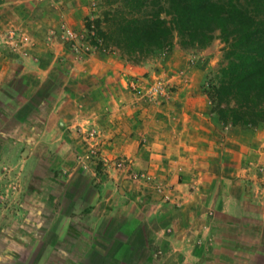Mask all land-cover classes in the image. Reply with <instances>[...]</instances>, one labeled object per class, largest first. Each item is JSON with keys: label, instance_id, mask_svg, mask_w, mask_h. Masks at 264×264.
Segmentation results:
<instances>
[{"label": "rangeland", "instance_id": "obj_1", "mask_svg": "<svg viewBox=\"0 0 264 264\" xmlns=\"http://www.w3.org/2000/svg\"><path fill=\"white\" fill-rule=\"evenodd\" d=\"M102 1L0 0V254L11 256L13 242L25 251L36 246L24 264H59L68 258L73 242H55L64 231L112 251L116 245H106L102 238L111 218L127 223L120 237L137 234L140 241L145 217L154 215L155 225L164 215L177 214L181 205L166 192L173 188L170 178L145 161L150 149L144 142L125 144L145 127L146 135L165 134L166 125L175 122L163 109L170 98L154 101L143 96L144 89L161 81L172 97L176 81L190 68L201 69L198 62L205 60L207 68L196 76V89L210 113L206 90L222 62L220 39L204 49H183L175 43L147 59L101 51L86 41L84 23L102 11ZM180 62H187L186 71L178 68ZM127 66L140 69L125 73ZM263 130L264 123L228 130L241 148L226 142L221 174L244 182L241 187L234 184L231 196L236 200L222 216L218 205L211 210L213 228L206 239L187 242L202 246L198 259L184 262L174 252L149 245L147 251L135 246L126 264H264V183L253 193L248 178L256 159L254 139ZM177 175L179 182L187 180ZM48 228L53 231L45 243H30L31 235L44 236ZM172 231L168 228L166 234ZM47 249L50 256L39 262L37 255Z\"/></svg>", "mask_w": 264, "mask_h": 264}, {"label": "crops", "instance_id": "obj_2", "mask_svg": "<svg viewBox=\"0 0 264 264\" xmlns=\"http://www.w3.org/2000/svg\"><path fill=\"white\" fill-rule=\"evenodd\" d=\"M176 54L178 55V53ZM198 63L201 69L190 68L187 74L178 79L176 93L163 107L166 115L175 121L166 125L168 132L146 135L148 131L145 127L138 137H128L127 143L125 141V144L129 146L140 145L144 142V146L148 150L150 149L145 161L150 163L149 167L154 171L160 170L170 178L168 185L173 188L168 187L166 192L172 197V201L180 203L181 208L177 210V214L164 215L162 220L157 219L155 225L153 223L154 215L145 217L144 222H141L143 237L140 241L137 240V234L120 237V231L127 223L116 221V217L111 218L112 224L106 231V235L102 237L105 241H102L106 245L109 243V246L116 245L112 251L111 249L104 250L105 248L98 244V241H92L89 237L71 236L64 231L55 242H66L69 238L75 249L71 254H68V258L63 260L59 258L63 264H98L97 258L106 259L104 264H111L113 260L126 264L130 251L137 243L139 245L143 243L146 251L149 249V245L160 246L164 250H169L165 253L171 255L174 252L184 262L198 259L202 246L201 248L194 247V244L188 246L187 242H194L198 238L206 239L213 228L212 222L209 221L211 210L218 205L216 209L221 210L218 214L222 216L223 209L236 200L231 196V189L236 188L234 184L238 183L241 187L244 182L243 179L238 182L232 181L233 174L231 178L227 174H221V171L226 168L223 163L226 159V142L238 145L239 142L227 135L230 128H235L223 126L214 115L207 112L205 97L196 89L200 80V77L197 79L196 76L199 73L204 74L207 61L202 60ZM186 66L187 62H180L178 68L186 71ZM110 67L112 65L107 66L103 71H108ZM139 69V67L127 66L123 67V72L129 73L130 70L134 72ZM251 150L254 151L256 159L253 168L249 171L248 178L252 179L250 190L255 193L260 188V183H264V130L257 131ZM127 153L129 156H134V152L129 149ZM259 165L262 167L260 168L261 172L258 169ZM177 174L185 175L187 180L179 182L178 177L180 176ZM241 176H245V174ZM258 177L261 178L258 179ZM259 201L260 199L257 197L254 203ZM261 203L264 205V202ZM168 228H172V233L166 234ZM52 231L51 228H48L46 233H43L44 236L40 233L31 235L30 243L33 242L34 245L45 243L44 237ZM99 236L101 237L100 234ZM15 243H12L14 249L11 256L0 254V264H24L25 260L34 254L36 246L28 247L25 251L17 249L20 245H15ZM77 243L79 244L77 245ZM10 248L8 247L6 250L8 251ZM121 252L123 258L119 257ZM48 256L50 255L47 249L43 254L39 253L36 258L42 262ZM61 262L58 263L61 264Z\"/></svg>", "mask_w": 264, "mask_h": 264}, {"label": "trees", "instance_id": "obj_3", "mask_svg": "<svg viewBox=\"0 0 264 264\" xmlns=\"http://www.w3.org/2000/svg\"><path fill=\"white\" fill-rule=\"evenodd\" d=\"M86 19V41L121 57L147 59L176 43L204 49L219 38L222 62L206 94L223 126L264 123V0H103ZM144 247V245L135 246Z\"/></svg>", "mask_w": 264, "mask_h": 264}, {"label": "built area", "instance_id": "obj_4", "mask_svg": "<svg viewBox=\"0 0 264 264\" xmlns=\"http://www.w3.org/2000/svg\"><path fill=\"white\" fill-rule=\"evenodd\" d=\"M151 64H154L153 60L151 61ZM131 87L135 89V85L133 83H131ZM138 92L140 93L141 91ZM143 96H147L148 98L156 101L160 97L169 99L171 95H169L168 90H166L165 84H163L161 81H155L146 89H144Z\"/></svg>", "mask_w": 264, "mask_h": 264}, {"label": "water", "instance_id": "obj_5", "mask_svg": "<svg viewBox=\"0 0 264 264\" xmlns=\"http://www.w3.org/2000/svg\"><path fill=\"white\" fill-rule=\"evenodd\" d=\"M23 156L27 155V150L24 151V153L22 154Z\"/></svg>", "mask_w": 264, "mask_h": 264}]
</instances>
